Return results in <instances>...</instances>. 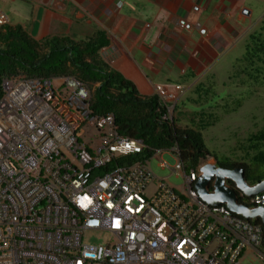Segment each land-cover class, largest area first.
Segmentation results:
<instances>
[{"label": "built area", "instance_id": "1", "mask_svg": "<svg viewBox=\"0 0 264 264\" xmlns=\"http://www.w3.org/2000/svg\"><path fill=\"white\" fill-rule=\"evenodd\" d=\"M7 24L0 9V28ZM53 80L17 75L1 83L0 264H238L245 251L264 260L260 221L199 198L194 184L206 159L187 172L180 160L175 166L185 198L158 181L147 200L155 179L145 162L128 161L143 153L142 142L119 136L111 115H92L84 84L63 77L58 91ZM180 91L154 87L163 121L173 122ZM91 128L99 147L81 142ZM235 193L248 209L264 208V192ZM86 232L109 238L89 247Z\"/></svg>", "mask_w": 264, "mask_h": 264}, {"label": "crops", "instance_id": "2", "mask_svg": "<svg viewBox=\"0 0 264 264\" xmlns=\"http://www.w3.org/2000/svg\"><path fill=\"white\" fill-rule=\"evenodd\" d=\"M0 9L8 26H21L35 40L63 36L80 41L97 30L104 32L108 45L98 58L109 69L145 98L154 95L155 86H179L177 103L190 101L189 107L204 99L200 93L209 96L208 105L206 100L201 105L212 107L211 98L231 82L230 73L221 87L215 80L226 65L224 57L238 43L246 47L258 30L264 38V0H0ZM185 112L192 114L177 110L176 125L196 128L199 122L189 127ZM212 114L209 110L205 115Z\"/></svg>", "mask_w": 264, "mask_h": 264}, {"label": "trees", "instance_id": "3", "mask_svg": "<svg viewBox=\"0 0 264 264\" xmlns=\"http://www.w3.org/2000/svg\"><path fill=\"white\" fill-rule=\"evenodd\" d=\"M260 31L249 36L242 58L250 69L264 68V38ZM107 45L105 33L99 30L80 41L63 36L35 40L21 26L6 25L0 28V98L1 83L9 77H72L89 90L92 115H111L119 136L142 142L143 153L129 159V163L146 162L157 151L176 147L187 172L211 157L201 133L211 121H200L196 128L178 127L174 119L172 123L163 121L156 96L141 97L131 82L99 60L98 52ZM247 76L252 79V75ZM253 76L257 81L259 74ZM246 144L255 151L250 164L227 157L212 158L219 168L243 170L245 181L253 185L264 179V131L250 135ZM122 163L119 160L113 164Z\"/></svg>", "mask_w": 264, "mask_h": 264}, {"label": "rangeland", "instance_id": "4", "mask_svg": "<svg viewBox=\"0 0 264 264\" xmlns=\"http://www.w3.org/2000/svg\"><path fill=\"white\" fill-rule=\"evenodd\" d=\"M258 8H261V5H258ZM257 10H255V15L260 12V9ZM8 14L12 24L15 23L13 12H9ZM23 20L28 21V18L24 16ZM249 42V39H247V43ZM244 44L245 42L238 43L236 49L224 57L223 63L226 65H221L223 68L218 69L215 77V80L221 84L217 85L215 83V85L221 87L222 82L229 73L231 82L230 84L226 83L229 84V87H227L229 90L224 88L220 93H216L217 97L213 96L211 98L212 103H214L211 105L212 107L205 108L204 105H201L205 100L208 105L209 98L207 100L206 97L209 96L200 93L201 96L205 97L204 99L201 97L198 100L199 103L196 107H189L190 101L185 100L183 106H181V103H177L176 107L178 109L176 108L173 111V119L177 124H179L178 120L180 119V116L177 119V110L182 111L183 108L192 113L185 112L184 114L189 127H196V124L200 121H211V126L202 131L205 147L211 155V157L208 156L206 158L209 164H215L212 156L218 159L224 158L222 152H225L224 155L231 161L250 164L255 151L248 147L246 140L250 135L264 131V68H247V64L242 60L245 52ZM247 73L252 75L251 80L248 78ZM256 73L259 74L257 81L253 76ZM61 84L62 82L58 79L52 81L54 90L61 91ZM221 101L225 104L221 105ZM209 110L213 113V116L208 118V115L205 114ZM190 118L194 119V122H191ZM81 142L94 148L99 147V132L95 128L85 129ZM262 150L264 151V148ZM159 163L164 164L165 168L161 169L158 166ZM178 164L179 159L177 155L170 150L159 151V153L154 154L144 163L146 169L155 179L144 192L147 200H150L154 196L158 181H162L167 188L173 190L182 198L186 197L187 186L182 171L173 172L175 166ZM108 238L106 233L86 232L82 241L86 246L97 247L104 246ZM238 264H264V260L256 252L245 251L238 260Z\"/></svg>", "mask_w": 264, "mask_h": 264}, {"label": "water", "instance_id": "5", "mask_svg": "<svg viewBox=\"0 0 264 264\" xmlns=\"http://www.w3.org/2000/svg\"><path fill=\"white\" fill-rule=\"evenodd\" d=\"M194 188L199 198L209 206L225 205L233 214L246 220H258L264 228V208L250 210L238 203L235 190L246 197L255 196L264 192V179L255 185H248L244 179L243 170H232L216 167L214 164H205L199 170ZM233 184V188L227 186ZM209 188L212 189L209 192Z\"/></svg>", "mask_w": 264, "mask_h": 264}, {"label": "clouds", "instance_id": "6", "mask_svg": "<svg viewBox=\"0 0 264 264\" xmlns=\"http://www.w3.org/2000/svg\"><path fill=\"white\" fill-rule=\"evenodd\" d=\"M8 25V24H7ZM176 107V106H175Z\"/></svg>", "mask_w": 264, "mask_h": 264}]
</instances>
